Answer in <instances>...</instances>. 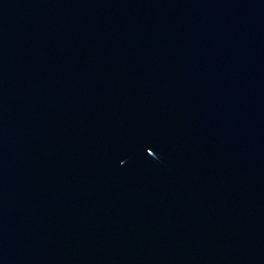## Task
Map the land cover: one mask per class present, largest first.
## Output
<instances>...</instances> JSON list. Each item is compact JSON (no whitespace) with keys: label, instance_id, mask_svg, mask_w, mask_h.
I'll return each mask as SVG.
<instances>
[{"label":"water","instance_id":"obj_1","mask_svg":"<svg viewBox=\"0 0 264 264\" xmlns=\"http://www.w3.org/2000/svg\"><path fill=\"white\" fill-rule=\"evenodd\" d=\"M0 264H264V0H0Z\"/></svg>","mask_w":264,"mask_h":264}]
</instances>
